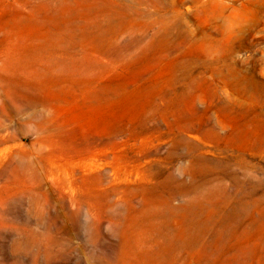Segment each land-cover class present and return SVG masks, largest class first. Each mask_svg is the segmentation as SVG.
I'll use <instances>...</instances> for the list:
<instances>
[{"label": "rangeland", "instance_id": "1", "mask_svg": "<svg viewBox=\"0 0 264 264\" xmlns=\"http://www.w3.org/2000/svg\"><path fill=\"white\" fill-rule=\"evenodd\" d=\"M0 264H264V0H0Z\"/></svg>", "mask_w": 264, "mask_h": 264}, {"label": "bare ground", "instance_id": "2", "mask_svg": "<svg viewBox=\"0 0 264 264\" xmlns=\"http://www.w3.org/2000/svg\"><path fill=\"white\" fill-rule=\"evenodd\" d=\"M198 238V237H197Z\"/></svg>", "mask_w": 264, "mask_h": 264}]
</instances>
